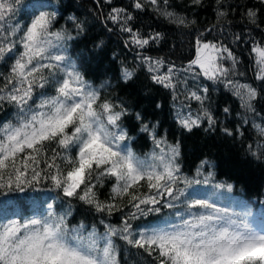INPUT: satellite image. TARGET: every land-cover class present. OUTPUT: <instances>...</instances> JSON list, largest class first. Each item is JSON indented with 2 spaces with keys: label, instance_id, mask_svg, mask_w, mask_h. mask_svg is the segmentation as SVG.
Returning <instances> with one entry per match:
<instances>
[{
  "label": "snow or ice",
  "instance_id": "6c2138e0",
  "mask_svg": "<svg viewBox=\"0 0 264 264\" xmlns=\"http://www.w3.org/2000/svg\"><path fill=\"white\" fill-rule=\"evenodd\" d=\"M19 2L0 0V62L9 65L7 74L0 73V110L10 106L16 117V123L0 124V192H25L50 184L62 195L66 207L58 213L49 204L41 218L0 222V264H141L138 257L145 255L151 258L149 264H264V221L257 226L249 219L250 212L235 213L206 199L189 198L195 196L189 189L196 185H212L228 192L233 185L216 182L214 172L205 175L208 161H201L195 175H186L178 162L179 143L158 139L155 126L143 123L141 114L135 113L140 131L147 133L155 146L146 160L139 158L129 146L131 137L123 125L129 116L125 104L102 98L65 54H52V49L59 50L64 41L74 38L64 29L55 28L56 13L40 12L21 25L13 22ZM191 2L199 5L202 0ZM216 2L217 24L222 19L230 23L223 0ZM94 3L111 6L112 0ZM258 3L260 8H247L243 13L256 29L264 23L259 18L264 0ZM148 6L177 27L195 23L169 10L170 0L131 3L139 11ZM106 19L129 34L126 47L146 49L163 39L160 32L142 35L135 29L131 24L134 16L127 8L110 7ZM69 20L76 36L85 33L84 24L76 17ZM202 37L196 39L195 58L184 68L170 64L161 74L163 60L137 55L152 73V81L172 91L173 100L178 98L181 73H193L194 78L202 74L228 88L242 110L237 113L235 135L243 136L241 129L251 125L259 142L247 146L248 154L264 159V126L256 122L264 121L256 107L264 96L252 85L230 79L239 62L231 47ZM233 42L245 41L241 34H234ZM251 44V52L256 54L255 79L264 82V40L252 39ZM223 61H231V66L225 67ZM133 76L132 71L123 69L125 82ZM183 84L186 87L187 81ZM49 88L54 94H48ZM207 93V87L187 93L185 98L197 101L201 112L196 116L178 112L181 128L192 132L204 120L209 129L214 128L215 118L203 107ZM223 111L231 114L228 107ZM222 132L234 136L228 127ZM106 182L111 188L102 200L98 190ZM74 201L99 215L103 231L96 222L71 223ZM165 208L174 211L163 227L134 228L132 221L159 214ZM114 213H121L118 226L106 219Z\"/></svg>",
  "mask_w": 264,
  "mask_h": 264
},
{
  "label": "trees",
  "instance_id": "16d2710c",
  "mask_svg": "<svg viewBox=\"0 0 264 264\" xmlns=\"http://www.w3.org/2000/svg\"><path fill=\"white\" fill-rule=\"evenodd\" d=\"M131 3L132 0H112L111 6L98 7L94 0H20L13 22L19 21L21 25H26L40 12L56 13L55 28L64 29L74 38L64 41L61 49H52V54H65L76 65L85 80L100 91L102 98L125 104L129 116L123 120V125L131 137L129 146L133 152L146 160L155 148L148 134L140 131V122L134 119L135 113H140L144 118L143 123L155 126L158 139L165 138L169 144L179 143L178 162L186 175L190 177L195 175L201 161H208L209 164L204 167L205 175L209 171L214 172L216 182L233 185L231 192L216 189L212 185H196L189 189V193L199 191V197L211 198L217 206L227 207L235 213L250 212L249 219L258 226L264 221V159L258 160L248 154L247 146L259 142L251 125H245L241 129L244 132L243 136L235 135V129L239 124L237 113L242 111L239 100L223 84L213 83L201 76V80L196 84L190 81L186 87L182 84L183 89L177 90L178 98L173 100L172 91L152 81V73L147 71L146 65L141 64L137 55L141 53L153 59L163 60L164 65L175 64L180 68L185 67L195 58L196 39L203 34L202 38L206 41L214 43L220 41L231 47L239 61L233 73L234 79L252 85L264 96L262 90L264 82L255 79V54L251 52L252 39L264 40L262 31L264 23H261L260 29L253 28L243 15L247 8H260L258 0H223V10L229 13L227 21L230 23H225L222 19L219 25L217 24L219 6L216 0H202L199 5L193 4L191 0H170L169 10L188 21H195L186 28L169 24L155 14L151 6L139 11L132 8ZM113 6L127 8L134 16L131 24L142 35L160 32L163 39L159 43L150 44L146 49H139L134 45L126 47L125 41L128 40L129 34L121 32L116 24L106 19L110 7ZM70 16L76 17L84 24L83 35H75ZM259 18L260 21H264V8L261 9ZM207 29L212 31L208 32ZM234 34H241L245 42H233ZM8 68V64L0 62V73L7 74ZM124 68L134 73L132 80L128 82L122 78ZM203 87L208 88L203 107L212 114L216 124L213 129H209L207 121L204 120L199 128L188 132L177 122L175 104L185 102L187 93L199 91ZM46 91L48 94H54L50 88ZM187 101L191 109L196 111L193 115L201 112V105L197 101L190 99ZM225 107L231 109V114L224 113ZM256 107L264 116V100H260ZM8 121L16 123L15 109L10 106L0 110V124ZM256 122L264 126V121L257 119ZM225 127L231 129L234 136L224 135L222 129ZM110 188L111 183L106 182L105 187L98 190L102 200L107 198ZM49 204H53L58 213L66 207L62 195L52 189L50 184H42L25 192L2 191L0 222L41 218L47 214ZM73 208L75 211L71 223H78L81 220L86 224L96 222L100 231H103V226L98 224L100 218L98 214L89 213L86 206L75 201ZM171 212L165 208L159 214H150L132 223L138 231L163 227ZM106 219L118 226L121 213H114ZM138 259L141 260V264H149L151 258L145 255Z\"/></svg>",
  "mask_w": 264,
  "mask_h": 264
},
{
  "label": "rangeland",
  "instance_id": "374dc122",
  "mask_svg": "<svg viewBox=\"0 0 264 264\" xmlns=\"http://www.w3.org/2000/svg\"><path fill=\"white\" fill-rule=\"evenodd\" d=\"M255 56H256V54H255ZM223 63H224V66L225 67H230L231 66V61H223ZM168 66L169 65L167 64V65H164L163 67H161L160 68V73L162 74V73L166 72ZM185 67H187V66H185ZM177 68H180V67H177ZM181 68H184V67H181ZM195 71L196 72H199L200 69L199 68H196ZM200 76L201 77H204L202 74ZM200 76L194 78L193 77V73H181L180 74L181 85H180L179 89H181V90L183 89V85H184L183 84V81L184 80H186L187 83L190 81L192 84H196V82H199L201 80V77ZM205 79H207V78H205ZM230 79H232L234 81H237V80L234 79L233 73L230 75ZM237 82H239V81H237ZM241 84H243V83H241ZM175 109H176L177 113L180 112V113H183L184 115H187L189 113H191L193 115V113L196 112V111H194V110L191 109L190 104H188V101H187L186 98H185V102L176 103L175 104ZM193 116H195V115H193ZM189 198L190 199H192V198H195V199H203L202 197H199V191H197L195 193V196L194 197L193 196H190ZM206 200H209L210 202H213L211 198H208ZM171 211H174V210H171Z\"/></svg>",
  "mask_w": 264,
  "mask_h": 264
}]
</instances>
